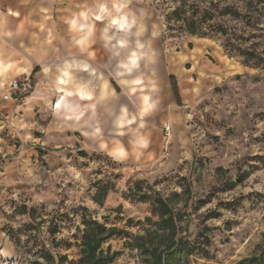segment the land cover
I'll use <instances>...</instances> for the list:
<instances>
[{"label": "clouds", "instance_id": "obj_1", "mask_svg": "<svg viewBox=\"0 0 264 264\" xmlns=\"http://www.w3.org/2000/svg\"><path fill=\"white\" fill-rule=\"evenodd\" d=\"M0 264H264V0H0Z\"/></svg>", "mask_w": 264, "mask_h": 264}]
</instances>
